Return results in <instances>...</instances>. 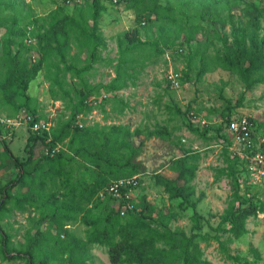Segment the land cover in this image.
<instances>
[{
	"label": "trees",
	"instance_id": "trees-1",
	"mask_svg": "<svg viewBox=\"0 0 264 264\" xmlns=\"http://www.w3.org/2000/svg\"><path fill=\"white\" fill-rule=\"evenodd\" d=\"M101 1L89 0L86 5H77L71 14L65 13L63 7L57 5L46 15L36 16L30 13L31 8L24 0H0V7L11 9L9 15L0 17V27L6 29L2 36V45L8 58L5 72L0 77V106L3 103L8 104L13 113L24 108L25 113L33 115L30 125L34 121H39V117L35 115V107L30 104L32 97L28 94L27 88L29 82L41 71L49 83L48 91L52 98L59 96L61 99H67L70 105V116L58 130L49 128L33 131L30 128L31 132L24 145V151L28 154L26 160H19L10 151L6 142L1 141L7 157L18 168V172L15 179L1 188L4 197L0 201V219L2 212L8 209V201L14 198L10 190L15 184L22 182L26 185L40 177L53 178L54 175L61 173L62 184L65 186L63 197H59L57 192L42 193L37 187L32 188L34 193L42 197L44 204H49L52 209V213L41 212L39 223L46 222L54 227L53 241H49L43 233L37 232L27 237L26 244L21 250L13 253L16 249L11 245L10 234L0 228L1 258L23 259L26 264H49L53 260L60 264L66 262L87 264V246L97 244L107 248L111 264H174L177 258L182 264H210L203 258L200 242L214 239L226 259L241 261L243 257L225 252L226 247L219 237L225 232L230 234L228 240L241 237L247 232L246 220L264 213V200L239 194L236 173L245 172L247 161L238 155H231L229 151L232 141L226 133L227 124L237 117L231 115L232 109L233 106H241L242 99L235 105L226 100L227 111L221 113L222 121L216 128L225 143L223 150L227 163L220 174L231 176L234 189L227 207L218 215L217 225H208L215 232L213 235L208 231L187 234L181 229H171L168 224L176 217L175 212L169 209L157 212L146 195H142L132 209L128 207L129 200H117L106 195L117 202L116 207L105 215L94 214L82 200L78 198L76 200V196L85 199L81 193L75 192L80 181L72 182L69 176H65L54 167L75 160L77 156H82L84 160L91 157L90 162L95 166H100L99 162L104 161L110 167L112 178L93 170L88 174L85 172L88 180L92 182L86 188L85 182L81 180L85 189L90 191L86 198L98 194L111 180L131 177L139 168H143L139 161L134 160L139 145H134L130 140L131 136H139L140 130L132 132L123 125L97 128L77 123L79 115L90 111L92 104L89 98L93 93H100L102 90L106 95L101 101L105 103L111 98L116 99L112 95L114 91L125 88L129 83L135 84L138 72L136 66H143V61L134 57L135 51L150 50L160 54L172 48L181 38L188 46L193 41L199 42L196 35L201 33L205 25H209L212 34L220 40L224 50L222 54L216 55V64L237 73L245 84V91L257 83H264V32L261 33L264 30L261 23L264 9L256 5L254 0H133L141 4L139 19L144 15L150 23L152 20L156 21L155 32L147 25L144 26L147 30L144 39L141 38V29L137 26L119 33L116 36L118 60L114 64L115 75L106 83L90 84L84 75L93 68V65L103 61L111 62V59L103 58L99 52L105 46L98 29V20L104 10ZM226 25L229 26L228 33L219 30ZM28 38L36 40L34 50L38 55L30 65L26 64L25 59H19V48L12 53L10 47L14 41L17 46L26 45L25 41ZM73 48L77 51L72 55ZM196 53V50L191 51L188 59L191 60ZM80 62L84 64L79 65ZM202 65L198 72L199 76L207 71V67ZM67 73L71 78H77L72 85H69L66 79ZM10 92L19 100L17 104L11 101ZM177 112L180 113L179 110ZM188 118L190 120L189 115ZM253 120L257 123V128L264 127V122ZM192 130L202 134L206 132V128L200 131L197 126H193ZM89 136H92L93 144L103 148V152L100 153L99 149L93 151L90 149L92 146ZM151 136L168 138L170 132L164 126L153 130L147 129L146 137ZM65 138H68V147L73 151V155L65 156L63 153L56 155L41 153L38 157L35 155L38 143L52 149L57 142H63ZM122 148L127 150V156L121 155L118 151ZM194 156L196 155L190 150H183L181 156L171 161L175 177L154 174L155 182L163 186L170 198H180L183 206H195V203L190 201L194 189L188 184L195 175ZM122 158L125 160L121 161ZM43 164L48 166L47 169H40ZM39 183L43 185L42 180ZM21 198L20 203L25 200V197ZM123 208L126 210L122 215L120 211ZM77 219L86 227L85 239L76 236L68 227ZM190 219L194 223V228L199 229L201 220L205 218L193 211ZM251 252L256 259L259 258V252L255 248H251Z\"/></svg>",
	"mask_w": 264,
	"mask_h": 264
},
{
	"label": "rangeland",
	"instance_id": "rangeland-1",
	"mask_svg": "<svg viewBox=\"0 0 264 264\" xmlns=\"http://www.w3.org/2000/svg\"><path fill=\"white\" fill-rule=\"evenodd\" d=\"M24 1L30 6V13L36 16L46 15L57 5H61L65 13L71 14L75 6L89 3V0ZM254 1L256 5L264 9V0ZM101 2L104 10L98 20V29L105 46L99 52L103 58L111 59V62L103 61L93 65V68L84 75L90 84L106 83L115 75L114 64L118 60L116 36L119 33L137 26L140 27L141 38L144 39L147 34L145 28L147 25L150 26L152 32L156 30V21L152 20L150 23V20H147L144 15L141 19L138 18L141 4L133 0L117 2L102 0ZM10 13L11 9L0 7V17H5ZM261 23L264 26V12ZM5 30V27H0V77L3 76L7 66L5 63L8 61L2 45V36ZM219 30L228 33L229 26L226 25ZM263 32L264 30L261 33ZM212 33L210 26L205 25L201 33L196 35L199 42L193 41L187 46L181 38L172 48L166 49L160 54L150 50L135 51L134 57L143 61L142 67L136 66L138 72L135 84L129 83L125 88L114 91L112 95L116 99L111 98L105 103L101 101L106 95L102 90L100 93H93L89 98L92 104L90 111L77 118V123L81 126L100 128L109 125H123L132 132L136 129L141 131L139 136L130 137L134 145H139L134 160L143 165V168H139L132 174L138 179V186L133 192V207L142 195H146L157 212L167 209L174 211L176 217L169 222V227L173 230L181 229L187 234L206 231L212 235L215 234L208 225H217L218 215L224 211L232 198L231 194L234 189L232 178L220 174L227 163L224 160L223 146L225 143L216 131L222 121L221 113L227 111L225 109L226 100H229L231 105H235L242 99L241 106H233L231 115L237 117L245 115L264 122V83H257L250 90L245 91V84L237 73L217 65L216 55L222 54L224 50L220 40ZM25 43L26 45L17 46L14 41L11 42L10 47L12 53L19 48V59H25L26 64L30 65L38 57L34 50L36 40L28 38ZM193 50H196L197 53L189 60L188 55ZM76 51L77 49L73 48L71 54L73 55ZM80 56L82 57V55ZM83 64L84 62L79 63V65ZM202 64L207 67V71L199 76L198 72L203 66ZM171 72L179 75L178 85H172L169 82L168 75ZM66 79L69 81V85L77 81V78H71L69 73L66 74ZM48 84L43 71H41L29 82L27 91L32 97L30 104L35 107V115L39 117L38 120L47 122L50 130L56 131L70 116V105L67 99H61L59 96L52 98L48 91ZM10 99L15 104L19 102L13 92H10ZM190 113L196 116L194 121L189 120ZM28 116L33 118V115L25 113L24 108L13 113V109L8 104L3 103L0 106V201L4 197L1 188L10 180L15 179L18 172V168L7 157L1 141L6 142L10 151L19 160H26L28 154L24 151V145L31 132ZM200 120H205L207 126H201ZM192 125L197 126L200 131L206 128V132L204 134L197 133L192 130ZM160 126L166 127L170 132L168 138L146 137L147 129L153 130ZM226 133L233 141L227 129ZM89 137L92 146L90 149L92 151L99 149L100 153L103 152V148L93 144L92 136ZM47 139L49 140V137ZM236 148H238L236 145L229 147L231 155ZM183 150H190L193 155H196L194 156L195 175L188 182L194 189V194L190 198V201L195 203L194 207L183 206L180 198H170L163 186L157 184L154 178L155 173L166 177H175L176 173L172 170L171 161L181 156ZM118 151L121 155H128L124 148ZM41 153L73 155V151L68 147V138H65L63 142H57L52 149L38 143L35 155L38 157ZM91 159L89 157L84 160L82 156H77L75 160L66 161L54 169L69 176L72 182L80 181L75 192L81 193L85 199L76 196V200L77 198L82 200L92 213L105 215L110 209L116 207L117 202L106 196H101L99 192L93 196L89 194L90 197L86 198L90 191L85 189L81 180L85 182L86 188L92 184L87 176L90 170L112 178L110 167L104 161L99 162L100 166H95L91 164ZM123 160L125 159L122 158L121 161ZM47 167L46 164H43L40 169H47ZM28 168L30 169V167ZM236 175L239 194L244 197L264 200V178L253 179L249 174L240 171H237ZM62 179L63 176L58 173L53 178L40 177L26 185L19 182L10 190L14 198L8 201V209L1 214L0 228L10 234L11 245L16 249L13 253H16L18 249L21 250L26 244L27 237L33 236L37 232L43 233L49 238V241H53L54 227L46 222L39 223L41 212L52 213V209L49 204H44L42 197L34 193L32 188L37 187L42 193L57 192L59 197H63L62 192L65 190V186L62 184ZM40 180L43 181V185L39 183ZM20 197H22L21 199L25 197L21 203L19 202ZM193 211L205 218L201 220L199 229L194 228V223L190 219ZM68 227L76 236L85 239L86 227L79 219L70 223ZM246 228L247 232L239 238L228 240L230 235L228 232L219 237L224 242L225 252L243 257L241 261L226 259L214 239L200 242L203 258L210 264H264V213H259L257 217H249L246 220ZM251 248H255L259 252V258L256 259L253 256ZM86 254L88 255L87 264H111L107 248L104 246L90 244L87 246ZM0 264L26 263L23 259H2L0 255ZM49 264L60 263L53 260ZM174 264H182V262L177 258L174 260Z\"/></svg>",
	"mask_w": 264,
	"mask_h": 264
},
{
	"label": "built area",
	"instance_id": "built-area-1",
	"mask_svg": "<svg viewBox=\"0 0 264 264\" xmlns=\"http://www.w3.org/2000/svg\"><path fill=\"white\" fill-rule=\"evenodd\" d=\"M168 80L172 85H178L179 75L171 72L168 75ZM189 117L193 121L196 118L193 113H190ZM27 120L30 125L31 117L28 116ZM199 124L207 126L205 120H200ZM30 128L33 131L49 130V125L44 121H34ZM227 131L233 138L232 147L238 146L233 154L247 161L244 173L249 174L253 179L264 178V127L257 128V123L251 117L241 115L228 122ZM137 186L138 179L136 177H122L111 180L106 187L99 191V194L101 196L110 195L117 200H129L128 207L132 209L131 199H133V192ZM125 210L126 208H123L120 213L123 215Z\"/></svg>",
	"mask_w": 264,
	"mask_h": 264
}]
</instances>
